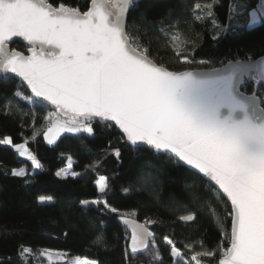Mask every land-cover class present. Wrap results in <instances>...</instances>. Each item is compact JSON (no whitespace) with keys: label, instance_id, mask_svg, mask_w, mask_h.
I'll list each match as a JSON object with an SVG mask.
<instances>
[{"label":"trees","instance_id":"16d2710c","mask_svg":"<svg viewBox=\"0 0 264 264\" xmlns=\"http://www.w3.org/2000/svg\"><path fill=\"white\" fill-rule=\"evenodd\" d=\"M85 12L91 0H46ZM259 0H141L130 5L126 33L132 45L171 71L213 69L264 55V17L249 25ZM10 49L25 52L21 42ZM264 109V85L252 75L242 89ZM53 115L14 77L0 75V264H49L79 256L97 264H217L229 246L231 210L207 181L173 157L131 146L109 123L91 122V134L45 133ZM74 120V119H72ZM13 145L25 144L31 164ZM70 158L73 175L58 176ZM24 167L25 173L14 169ZM105 187L99 192L98 177ZM41 197L49 200L41 202ZM96 200L84 206V200ZM151 233L142 250L130 246L123 220ZM175 249L178 257L172 253ZM180 260H183L180 261ZM185 262V263H184ZM58 264V263H57Z\"/></svg>","mask_w":264,"mask_h":264},{"label":"water","instance_id":"95a60500","mask_svg":"<svg viewBox=\"0 0 264 264\" xmlns=\"http://www.w3.org/2000/svg\"><path fill=\"white\" fill-rule=\"evenodd\" d=\"M141 0H91L85 12L46 0H0V75L62 117L109 123L131 146L173 157L211 184L231 210L217 264H264V109L242 89L264 85V55L213 69L171 71L137 50L127 10ZM256 9L264 17V0ZM21 42L20 52L9 45ZM130 246L150 231L122 221ZM42 257L49 264L61 259Z\"/></svg>","mask_w":264,"mask_h":264},{"label":"rangeland","instance_id":"374dc122","mask_svg":"<svg viewBox=\"0 0 264 264\" xmlns=\"http://www.w3.org/2000/svg\"><path fill=\"white\" fill-rule=\"evenodd\" d=\"M260 14L259 11H252L250 13V18H249V25H254L257 24L260 21ZM52 117L54 119L53 123L48 127L46 131H48L47 136L45 134V140L48 144H53L59 136H61L62 133L64 132H80L84 131L87 134H91V129L88 124H85L84 122L77 121V120H72V119H63L58 117L57 115H53ZM4 143H7L9 146H14L16 147L17 153L22 157L25 156L24 158L27 159L30 164H31V173H34L38 170L39 168V162L38 160L31 154L30 152H26L28 150H24L21 144L19 145H13L8 138H6ZM24 154V155H23ZM14 171H17L19 174H23L26 171V168L21 167L14 169ZM58 176H66V175H73V173L70 170V158L68 157L66 166L56 172ZM96 187L99 192H102L105 187V180L103 177H98L96 182ZM49 199L47 197H41L40 201H48ZM96 200H84L82 201V204L84 206L89 205V204H94L96 203ZM172 253L174 254L175 257H178V253L175 249H172ZM222 256H224L225 250L222 251ZM183 262V260H180ZM185 263V262H184ZM58 264H97L95 260H91L88 258H82L79 256H72V257H67L64 258L61 262Z\"/></svg>","mask_w":264,"mask_h":264},{"label":"crops","instance_id":"0c3cea01","mask_svg":"<svg viewBox=\"0 0 264 264\" xmlns=\"http://www.w3.org/2000/svg\"><path fill=\"white\" fill-rule=\"evenodd\" d=\"M47 133H48V131H46V133H45L46 136H47ZM74 133H78V132H64V133H62L61 135H63V134H74ZM59 137H60V136H59ZM59 137H58V138H59ZM4 144H7V143H4ZM21 145H22V147L24 148L25 151L28 150L25 144H21ZM14 148H16V147H14ZM26 152H29V151H26ZM23 155H24V154H23ZM23 157H25V156H23ZM13 172L16 173V174H19V173H17V171H14V170H13Z\"/></svg>","mask_w":264,"mask_h":264},{"label":"built area","instance_id":"2783aa9c","mask_svg":"<svg viewBox=\"0 0 264 264\" xmlns=\"http://www.w3.org/2000/svg\"><path fill=\"white\" fill-rule=\"evenodd\" d=\"M225 253H226V251H225Z\"/></svg>","mask_w":264,"mask_h":264}]
</instances>
